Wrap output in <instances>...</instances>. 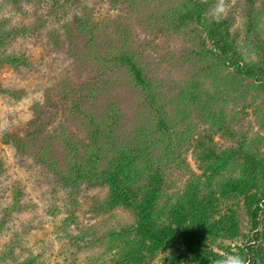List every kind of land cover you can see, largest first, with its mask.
Instances as JSON below:
<instances>
[{"label":"trees","instance_id":"trees-1","mask_svg":"<svg viewBox=\"0 0 264 264\" xmlns=\"http://www.w3.org/2000/svg\"><path fill=\"white\" fill-rule=\"evenodd\" d=\"M76 1L0 0V71L24 81L43 69L30 42L71 69L31 103L21 134L0 130L30 182L0 157V264L48 260L55 243L31 240L45 215L59 217L56 246L99 248L83 264H213L234 253L264 264V0H228L219 23L205 18L216 0H105L121 12L100 23ZM117 89L141 115L132 128ZM27 96L0 80L6 101ZM247 107L255 131L241 122Z\"/></svg>","mask_w":264,"mask_h":264},{"label":"rangeland","instance_id":"rangeland-1","mask_svg":"<svg viewBox=\"0 0 264 264\" xmlns=\"http://www.w3.org/2000/svg\"><path fill=\"white\" fill-rule=\"evenodd\" d=\"M79 1L82 2L83 5L87 6V9L85 12H82V8L79 7ZM260 3L261 0H258ZM138 7V14L132 15L133 17L139 19L143 17V12L141 11L140 6ZM264 7V4L262 6V9ZM4 9V8H3ZM73 9H77L76 11L78 14L82 13H92L94 16V19L96 21H99V23L107 18V17H113L114 13H120L121 10H115L112 8H108L107 2L105 0H98V3L95 2V0H78L73 5ZM142 9H144L142 7ZM264 10V9H263ZM7 9L5 8V15L9 16V12H6ZM264 13V12H262ZM33 19V18H32ZM25 21L27 19H24ZM133 32H135L140 40H145L146 36L144 33H140L141 30H139L135 25L132 27ZM31 52L34 54V57L36 59H39L40 55H43V60H47V64L41 69L39 72H36L32 76L29 77V79H26L24 81L18 80L12 73V71L8 68H4L0 71V80L2 81H10L14 84H19L24 86V89L27 91L28 96L23 99L22 101L18 103H10L0 97V130L3 128L8 127L10 131L22 133L25 129V122L28 120L29 115L28 111L30 109V105L33 101L39 100L42 101L43 98V92L46 90L47 87H51L56 81L60 80L63 75L70 76L71 75V69L70 67L67 68H60L58 64V59H54L52 56H48L44 53L42 46L40 44L34 45L33 43H28L27 45ZM115 95H118L117 97L120 99L121 106L123 111L125 112L126 120H127V127L132 128L135 126V120L137 118H140L141 115L138 113L136 109L133 108L131 99L127 96V92L123 89H117L113 91ZM120 96V97H119ZM260 99H257V102H259ZM256 102V103H257ZM261 109H264V103L260 107V110H257V113L261 116ZM247 111L244 119L241 121L244 122H252V128L251 130L255 131L259 125H258V117L256 112L253 111L252 107H247L245 109ZM240 114L243 116V112L240 111ZM138 115V117H137ZM246 125V123H244ZM264 133V128H261L260 134ZM1 135V133H0ZM214 139L217 141H223L220 137L217 135L214 136ZM261 149H264V144L260 145ZM0 157L6 160V162L9 164V173L14 174L15 176L22 175L23 179L22 181L24 183H27V179L24 178V173L21 170H18V167L15 165V161L11 155L10 150L1 142L0 140ZM188 161L190 162L191 166L194 167L193 161L190 157V155H187ZM27 184L30 185V182ZM40 186V185H38ZM44 186V185H43ZM37 187V186H35ZM31 191V190H30ZM37 194V193H35ZM57 196L59 193L56 194ZM40 196L37 194V197L34 198L35 201H39ZM50 202L47 200H43L42 204L38 208V212L40 210V213H43L45 215V208L46 205H48ZM45 204V205H44ZM43 207V209H41ZM66 210L61 213L60 216H65ZM121 219L118 218V220L121 223L129 222L130 218L129 216L118 214ZM66 217V216H65ZM59 218V217H58ZM51 220L50 216L45 215V219L47 222H45V226L42 230L35 232L33 236L31 237V240L35 242V245L41 244V241H45L46 243H50L51 241L55 243L54 248L50 252L48 256V260H46L43 264H83L85 263L87 257L90 255H94L99 248L97 247H90L89 245L83 244L80 248H74L71 249L67 248L66 245L60 244V246H56L58 242V230L57 227L60 223L59 219ZM98 219H102L99 217ZM98 219H88L84 218V222L87 225H90L92 223H97ZM116 220V222L118 221ZM99 226V230L103 229V226L100 225V223H97V227ZM60 242V241H59ZM31 245H33L31 243ZM34 246V245H33ZM61 249V253L58 254V250Z\"/></svg>","mask_w":264,"mask_h":264},{"label":"clouds","instance_id":"clouds-1","mask_svg":"<svg viewBox=\"0 0 264 264\" xmlns=\"http://www.w3.org/2000/svg\"><path fill=\"white\" fill-rule=\"evenodd\" d=\"M202 2L207 3V0H202ZM229 10L228 0H216L215 4L205 13V18L219 23L227 16ZM213 264H251V261L239 253H234L215 259Z\"/></svg>","mask_w":264,"mask_h":264}]
</instances>
